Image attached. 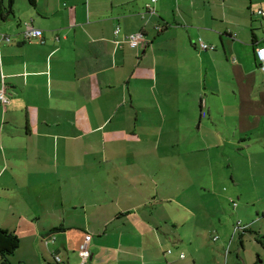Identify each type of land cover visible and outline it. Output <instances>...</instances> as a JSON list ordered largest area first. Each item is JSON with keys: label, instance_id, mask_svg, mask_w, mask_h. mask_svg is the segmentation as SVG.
Returning <instances> with one entry per match:
<instances>
[{"label": "crops", "instance_id": "0c3cea01", "mask_svg": "<svg viewBox=\"0 0 264 264\" xmlns=\"http://www.w3.org/2000/svg\"><path fill=\"white\" fill-rule=\"evenodd\" d=\"M260 8L264 0L14 1L0 19V229L20 238L18 264H81L88 236L86 264H180L199 247L183 233L195 216L183 184L200 173L214 196L222 185L246 198L224 159L246 160L248 173L264 153ZM31 28L42 38H26ZM175 157L171 175L161 172Z\"/></svg>", "mask_w": 264, "mask_h": 264}, {"label": "rangeland", "instance_id": "374dc122", "mask_svg": "<svg viewBox=\"0 0 264 264\" xmlns=\"http://www.w3.org/2000/svg\"><path fill=\"white\" fill-rule=\"evenodd\" d=\"M242 7V3L237 4ZM203 6V4H201ZM201 156V154H199ZM229 158L224 159L225 164L233 165L229 171V175L235 176L242 180V187L245 189V197L239 198V192L231 186L224 188L220 186L214 193L203 190L204 180L201 178L199 173L198 182L195 185L184 183V196L182 197V204L188 208L193 209L195 216H190L189 219L184 221L183 233L187 237L195 238V244L199 243V247L193 246L192 253L189 254L187 251V258L183 257L180 264H214L216 260L221 264H237L238 255H242L246 264H260L264 261V251L260 247V242L255 241V237L262 232L261 241L264 242V153L263 155L256 154L252 156V163L254 170L246 173L243 167L248 166V162L242 159H236L228 154ZM192 160L194 156L190 157ZM199 158V157H198ZM179 157L175 159H167L169 167L164 170V166H161V172L166 173L168 176L171 174L173 167L176 166L179 161ZM155 159L148 161L150 169H153ZM236 169V170H235ZM236 172V174H235ZM152 176V174H151ZM172 176H179L178 174H172ZM191 176L190 170L184 173V178ZM202 180V181H201ZM201 182V184H200ZM173 184L181 186V182L173 181ZM177 186V187H178ZM176 195L179 194L180 190L174 188L173 191ZM181 197V196H180ZM257 211L259 215H257ZM164 212V210H162ZM241 221L243 225H252V230L244 233L235 230L234 228L237 222ZM173 227L171 223L167 227ZM232 232V233H231ZM217 235L221 238V241L216 243L213 241V237ZM241 235V237H240ZM245 248L240 246V239L244 237ZM162 238V237H161ZM231 240L229 247H227ZM226 243V248H222L223 243ZM231 247V248H230ZM263 247V246H262ZM228 253L226 254L227 249ZM174 251L173 248H169ZM231 249V250H230ZM186 250V249H185ZM198 250L200 252H198ZM222 253V257L221 256ZM258 254H261L259 260ZM214 255L215 259H214ZM159 256L164 257L159 253ZM170 256V255H167ZM228 256V258H226ZM17 257H11L13 264H18L16 261ZM167 261L168 258H166ZM195 260L197 261L195 263ZM242 261V260H241ZM48 264H52L51 261ZM263 264V263H262Z\"/></svg>", "mask_w": 264, "mask_h": 264}, {"label": "trees", "instance_id": "16d2710c", "mask_svg": "<svg viewBox=\"0 0 264 264\" xmlns=\"http://www.w3.org/2000/svg\"><path fill=\"white\" fill-rule=\"evenodd\" d=\"M14 1L15 0H7V5L4 3V0H0V19H5L6 18V14L7 12L8 13H11L12 12V8H13V4H14ZM29 2L31 4L34 3V0H29ZM151 8H152V4H150ZM260 10H264L262 8L258 9L255 14L257 16H260V17H263V15L259 14L258 12ZM147 11L149 12L148 8H147ZM164 29H160V31H163ZM140 35V34H139ZM144 37L143 33L141 34V38L140 40ZM36 39V38H35ZM37 39H41V38H37ZM129 39V38H128ZM201 41H203L202 39H200ZM200 40H198V45L200 46ZM204 42V41H203ZM205 43V42H204ZM207 44V43H205ZM209 45V47H214L213 45H210V44H207ZM201 47V46H200ZM215 48V47H214ZM208 50V49H207ZM256 58H257V55H256ZM258 62V60H257ZM258 65H259V62H258ZM241 222V221H240ZM242 223V222H241ZM243 225V224H242ZM55 232V231H54ZM54 232H52L51 235L54 234ZM246 232H248V230L246 229V231L244 232L246 234ZM244 233H242L241 235H243ZM54 236V235H53ZM259 242H262V241H259ZM20 238L12 233V232H9L7 230H3V229H0V264H13L11 262V257H13L15 255V253L17 252V250L19 249L20 247ZM262 244L264 245V242H262ZM58 257V256H56ZM56 257H54V260H53V263L54 264H62L61 261L58 262ZM81 257V256H80ZM82 260V259H81ZM89 261V260H88ZM87 261V262H88ZM82 264V263H81ZM86 264V263H85Z\"/></svg>", "mask_w": 264, "mask_h": 264}, {"label": "built area", "instance_id": "2783aa9c", "mask_svg": "<svg viewBox=\"0 0 264 264\" xmlns=\"http://www.w3.org/2000/svg\"><path fill=\"white\" fill-rule=\"evenodd\" d=\"M157 2V0H152V3ZM148 10L151 12L153 11V9L151 8L150 4L147 5ZM259 14L264 16V10H260L258 12ZM119 31H116V34H118ZM24 36L26 38H42L43 36V32L39 29H28L25 32H23ZM141 35L137 34V35H131L129 37V41L133 44V45H137L140 41ZM9 40V39H7ZM200 46L203 50H207V49H213L214 47H209V45L205 44L203 41L200 40ZM257 60L259 62V68L264 72V48H260L257 51ZM0 100L2 101L3 104H7L8 101L4 95V91H1L0 93ZM248 228V226L242 225V223L239 221L236 224L235 230L240 231L241 233H244L246 231V229ZM90 237L88 236L86 238V244L83 245V247L80 250V256H81V262L82 264L87 263V261L90 259L91 257V251L89 250V248L87 247V243L89 242ZM57 261L60 262L61 259L59 257H56Z\"/></svg>", "mask_w": 264, "mask_h": 264}]
</instances>
